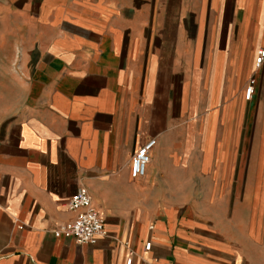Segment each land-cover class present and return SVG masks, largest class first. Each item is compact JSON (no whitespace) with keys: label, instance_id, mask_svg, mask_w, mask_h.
<instances>
[{"label":"crops","instance_id":"obj_1","mask_svg":"<svg viewBox=\"0 0 264 264\" xmlns=\"http://www.w3.org/2000/svg\"><path fill=\"white\" fill-rule=\"evenodd\" d=\"M5 2L0 264H264V0ZM82 187L95 244L55 233Z\"/></svg>","mask_w":264,"mask_h":264},{"label":"built area","instance_id":"obj_2","mask_svg":"<svg viewBox=\"0 0 264 264\" xmlns=\"http://www.w3.org/2000/svg\"><path fill=\"white\" fill-rule=\"evenodd\" d=\"M264 64V48H260L255 58L256 67ZM255 78L252 77L246 87V99H250L254 92ZM157 145V138L151 137L133 154L131 174L134 179L146 176L148 165L151 162L152 152ZM68 208L76 213L68 223L55 230L57 236L64 235L74 239L78 244H95L98 239L107 235L106 221L100 209L86 187L79 188L70 198ZM152 243L146 244V250L151 249ZM136 253L130 251L126 264H134ZM140 264H147L142 260Z\"/></svg>","mask_w":264,"mask_h":264},{"label":"rangeland","instance_id":"obj_3","mask_svg":"<svg viewBox=\"0 0 264 264\" xmlns=\"http://www.w3.org/2000/svg\"><path fill=\"white\" fill-rule=\"evenodd\" d=\"M6 9H8L7 3L5 0H0V104L4 100L13 101L15 99L14 89H16L9 81L13 67L5 64L7 58L11 56L8 44L12 32L11 19Z\"/></svg>","mask_w":264,"mask_h":264}]
</instances>
